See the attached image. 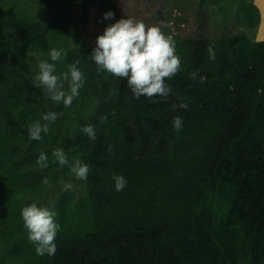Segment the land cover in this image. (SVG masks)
Listing matches in <instances>:
<instances>
[{
  "label": "trees",
  "instance_id": "16d2710c",
  "mask_svg": "<svg viewBox=\"0 0 264 264\" xmlns=\"http://www.w3.org/2000/svg\"><path fill=\"white\" fill-rule=\"evenodd\" d=\"M85 2L113 12L110 24L170 23L163 31L173 36L181 70L165 80L166 101L136 99L126 79L98 71L96 46L75 44L67 23L0 1V264H264V40L245 32L260 23L257 4L240 0L231 21H216L208 3L220 0ZM52 48L66 54L61 61L50 60ZM41 60L55 63L57 74L80 60L85 84L71 107L34 86ZM49 111L63 115L42 140H29L28 126ZM88 124L94 141L82 131ZM57 147L69 165L89 167L86 181L53 162ZM41 152L48 168L35 163ZM116 175L127 181L122 191ZM61 181L84 193L69 189L47 207L61 231L55 254L40 256L21 209Z\"/></svg>",
  "mask_w": 264,
  "mask_h": 264
},
{
  "label": "clouds",
  "instance_id": "9594fccd",
  "mask_svg": "<svg viewBox=\"0 0 264 264\" xmlns=\"http://www.w3.org/2000/svg\"><path fill=\"white\" fill-rule=\"evenodd\" d=\"M114 13H105V19H111ZM163 27L172 28L170 23L162 22ZM160 25H147L142 20L133 18H121L113 24L108 25L102 35L96 38V47L93 49L91 59L95 62L99 72H107L119 79H126L127 86L133 96L139 99L141 96L152 100L160 96L167 100L171 89L165 80L171 79L181 70V59L176 54V45L173 36L165 34ZM206 51L209 59H215V52L211 46ZM66 54L62 50L52 48L49 51L50 60L61 61ZM80 60L68 65L67 70L57 74L56 64L41 60L38 64V74L34 77V86L43 87L48 98L57 105L71 107L74 99L79 97V90L85 84V77L78 65ZM195 80L198 72L189 74ZM206 77L201 76L200 81L204 82ZM65 84L67 87H65ZM155 102V101H153ZM176 105H173L175 108ZM180 108L187 109L188 104L181 102ZM57 113L49 111L42 116V121L37 120L28 126L29 140L39 141L43 139L42 134L50 131V126L58 119ZM107 120L102 116L100 122ZM174 131L182 128V118L177 116L172 121ZM82 131L90 140L96 139V132L93 125L88 124ZM111 145L108 152L112 153ZM54 163L61 167L69 165L68 156L63 147H57L52 152ZM35 163L41 168L49 167L48 156L41 152ZM70 173L78 180L86 181L89 174V167L79 160L69 165ZM115 189L122 191L127 181L122 175L113 177ZM42 183L51 186L48 177H44ZM65 191L72 188L71 183H64ZM21 217L24 227L27 230L28 240L35 245L37 255L53 256L56 251V236L61 231L57 222V213L47 207L31 203L21 209Z\"/></svg>",
  "mask_w": 264,
  "mask_h": 264
},
{
  "label": "rangeland",
  "instance_id": "374dc122",
  "mask_svg": "<svg viewBox=\"0 0 264 264\" xmlns=\"http://www.w3.org/2000/svg\"><path fill=\"white\" fill-rule=\"evenodd\" d=\"M3 3H16L19 8H23L34 16L42 19L57 18L62 22L67 23L68 31L73 37L75 44H88L89 46H96V38L102 35L104 29L110 25L109 21L104 18L100 6L95 3H87L85 0H0ZM184 2H196L199 0H183ZM240 0H220L223 4L220 7L212 5L210 2L209 14L213 20L231 21L232 16L238 12V2ZM248 3L254 0H245ZM256 4V3H255ZM223 6V7H222ZM222 7V8H221ZM259 9V8H258ZM258 27V26H257ZM248 37L254 40L255 29H246ZM40 91H45L43 87H38ZM70 183V182H65ZM72 184V183H71ZM78 197L84 193L83 189L76 188L72 184L70 191ZM63 184L48 193L45 197L40 199H32L27 202L37 203L38 206L52 207L55 205L57 199L64 192ZM26 205V206H27Z\"/></svg>",
  "mask_w": 264,
  "mask_h": 264
},
{
  "label": "crops",
  "instance_id": "0c3cea01",
  "mask_svg": "<svg viewBox=\"0 0 264 264\" xmlns=\"http://www.w3.org/2000/svg\"><path fill=\"white\" fill-rule=\"evenodd\" d=\"M255 3L257 4L256 0H254ZM259 10H260V23L258 25V27L255 28V36H254V40L259 41V40H264V35L261 34V27L264 26V11L262 9V7H260L257 4Z\"/></svg>",
  "mask_w": 264,
  "mask_h": 264
},
{
  "label": "bare ground",
  "instance_id": "6f19581e",
  "mask_svg": "<svg viewBox=\"0 0 264 264\" xmlns=\"http://www.w3.org/2000/svg\"><path fill=\"white\" fill-rule=\"evenodd\" d=\"M256 2L264 11V0H256ZM261 34L264 35V26L261 27Z\"/></svg>",
  "mask_w": 264,
  "mask_h": 264
}]
</instances>
